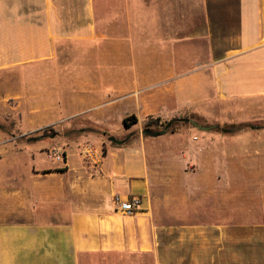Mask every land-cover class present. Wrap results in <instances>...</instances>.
Masks as SVG:
<instances>
[{
	"label": "crops",
	"instance_id": "1",
	"mask_svg": "<svg viewBox=\"0 0 264 264\" xmlns=\"http://www.w3.org/2000/svg\"><path fill=\"white\" fill-rule=\"evenodd\" d=\"M157 3L99 30L95 0H0V98L28 103L27 132L179 123L172 193L155 190L167 163L143 142L105 145L97 170L0 136V264H264V0ZM115 195L139 210L120 213ZM158 198H172V225Z\"/></svg>",
	"mask_w": 264,
	"mask_h": 264
},
{
	"label": "rangeland",
	"instance_id": "2",
	"mask_svg": "<svg viewBox=\"0 0 264 264\" xmlns=\"http://www.w3.org/2000/svg\"><path fill=\"white\" fill-rule=\"evenodd\" d=\"M144 3L146 4V7L143 5ZM157 5V0H95L96 22L99 30L102 28L105 29L111 24L109 20L110 15L119 17L124 16L127 13L134 16H141L142 14L150 13L153 14L157 13ZM113 24L115 28L117 26L122 27V25H125V23L121 21H114ZM135 24L140 23L135 22ZM17 101L18 100L16 98H0V136L2 139H5L13 149L16 147L23 150L26 149V147L39 146L37 152L33 153V158L36 159V161L54 162L55 160L53 155L57 151L69 152L70 149H72L73 152L78 154V149L85 142H91L105 148V145H116L107 140L108 136H113L114 138L120 140L130 134V138L122 145H126L133 141L143 142L147 147L149 161H153V163H156V161H165V163H167L166 165L155 166L156 170L154 171L153 179L157 184L163 183L164 180L166 181L164 183L167 187L164 185L160 188L155 187L156 191L159 189L161 190L160 193H163L165 190H169L170 193H172L175 170L177 168L173 159V137L176 124V122L172 121L173 119L161 120L160 123L151 125V130L158 131L161 130L167 123H170L167 133L155 138L142 134L144 122L138 126L132 125L133 128L131 126L127 129L123 125L122 120L118 123L112 124V127L109 129L110 135L107 134L104 136L97 133L96 130L94 131L95 134L91 133V135H87L85 132L80 133L79 128L83 126V121L78 119L73 121V128L71 130L68 128V123L61 122L55 125L39 128L34 132H27L24 125L26 121L25 115L29 113L28 103L18 105ZM176 125H179V123ZM133 129H136V131H133ZM33 137H39V139L37 141L29 140ZM22 152L25 154V151ZM25 156L27 157V155ZM66 159H68V156ZM158 200H160L161 203L166 200L168 203L159 207V214H157L155 218H159V221L162 223L172 225V198H158ZM169 201L171 203H169ZM141 264L155 263L153 260H149L148 262L145 260Z\"/></svg>",
	"mask_w": 264,
	"mask_h": 264
},
{
	"label": "built area",
	"instance_id": "3",
	"mask_svg": "<svg viewBox=\"0 0 264 264\" xmlns=\"http://www.w3.org/2000/svg\"><path fill=\"white\" fill-rule=\"evenodd\" d=\"M78 156L81 160L85 161L89 166L94 169H101L104 160L105 153L102 146L96 145L91 142L83 143L78 149ZM54 162L65 163V152L57 151L53 155ZM113 204L115 209L124 215H133L139 210L141 201L137 197H130L127 199H122L118 195L113 196Z\"/></svg>",
	"mask_w": 264,
	"mask_h": 264
},
{
	"label": "water",
	"instance_id": "4",
	"mask_svg": "<svg viewBox=\"0 0 264 264\" xmlns=\"http://www.w3.org/2000/svg\"><path fill=\"white\" fill-rule=\"evenodd\" d=\"M182 120L185 121V122H188L190 125H192L195 128H198V129L205 130V129L209 128V127L201 126V125H199L197 122H195L193 120H189V119H182ZM169 127H170V123H167L161 130H158V131H153L151 129L145 128V129H143L142 134L145 135V136L153 137V138L159 137V136H162V135L166 134L167 130L169 129ZM80 132H82V131H80ZM129 138H130V134L126 135L125 138L120 139V140L114 138L113 136H108L107 140L110 141L113 144L122 145ZM38 139H39V137H33V138H30L29 140L37 141Z\"/></svg>",
	"mask_w": 264,
	"mask_h": 264
},
{
	"label": "trees",
	"instance_id": "5",
	"mask_svg": "<svg viewBox=\"0 0 264 264\" xmlns=\"http://www.w3.org/2000/svg\"><path fill=\"white\" fill-rule=\"evenodd\" d=\"M162 119L161 118H158V117H147L145 120H144V129L147 128V129H150L151 125L152 124H157V123H160ZM173 122H176V120H172ZM122 123L123 125L125 126V128L129 129L132 125L136 124L137 123V119L135 116L131 115L129 117H125L123 120H122ZM243 125H237L235 126L234 128L235 129H240L242 128ZM103 135H105V133H103ZM114 147H116V145H113ZM103 148V151L105 153V148L102 146ZM106 156V155H105ZM46 172H50V171H45L44 173Z\"/></svg>",
	"mask_w": 264,
	"mask_h": 264
}]
</instances>
